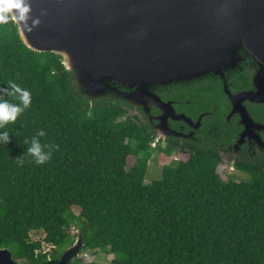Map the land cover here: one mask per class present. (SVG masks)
I'll return each instance as SVG.
<instances>
[{
    "label": "trees",
    "instance_id": "16d2710c",
    "mask_svg": "<svg viewBox=\"0 0 264 264\" xmlns=\"http://www.w3.org/2000/svg\"><path fill=\"white\" fill-rule=\"evenodd\" d=\"M9 81L32 95L0 128L10 132L0 143V247L20 263L56 264L81 235L80 255L66 264H264L263 168L222 177L200 151L165 162L174 146H152L127 101L83 96L62 57L27 46L11 19L0 23V87ZM38 129L43 144L59 145L40 164L27 152ZM154 151L165 163L147 180ZM93 250L113 257L83 255Z\"/></svg>",
    "mask_w": 264,
    "mask_h": 264
},
{
    "label": "water",
    "instance_id": "95a60500",
    "mask_svg": "<svg viewBox=\"0 0 264 264\" xmlns=\"http://www.w3.org/2000/svg\"><path fill=\"white\" fill-rule=\"evenodd\" d=\"M37 51L59 54L83 96L146 99L152 85L219 71L239 56L258 63L257 89L242 98L264 102V0H30ZM29 23L31 21L29 20ZM237 94L231 95L236 104ZM78 235L56 264L80 255ZM0 264H22L0 247Z\"/></svg>",
    "mask_w": 264,
    "mask_h": 264
},
{
    "label": "flooded vegetation",
    "instance_id": "af4514ba",
    "mask_svg": "<svg viewBox=\"0 0 264 264\" xmlns=\"http://www.w3.org/2000/svg\"><path fill=\"white\" fill-rule=\"evenodd\" d=\"M239 56L219 71L152 85L146 99L126 103V114L145 126L153 141L173 145L170 154L200 151L218 160L217 169H264V102L241 97L257 89L259 65L244 51Z\"/></svg>",
    "mask_w": 264,
    "mask_h": 264
},
{
    "label": "clouds",
    "instance_id": "9594fccd",
    "mask_svg": "<svg viewBox=\"0 0 264 264\" xmlns=\"http://www.w3.org/2000/svg\"><path fill=\"white\" fill-rule=\"evenodd\" d=\"M10 19L20 25L23 30H30L38 23V18L31 16L30 0H0V23H6ZM5 95H12L20 102L14 103L5 99ZM31 100V91L14 81H9L7 87H0V128H3V125L9 121H15L30 106ZM9 133L7 129L0 130V143H6L10 139ZM44 135V129H38L37 133L31 137L27 147V152L38 164L47 161L52 155V150L59 147L56 144H43L39 137ZM25 140L27 143V138ZM17 163L22 164L23 161L18 160Z\"/></svg>",
    "mask_w": 264,
    "mask_h": 264
},
{
    "label": "rangeland",
    "instance_id": "374dc122",
    "mask_svg": "<svg viewBox=\"0 0 264 264\" xmlns=\"http://www.w3.org/2000/svg\"><path fill=\"white\" fill-rule=\"evenodd\" d=\"M157 144L156 141L152 142V146H155ZM180 158H185V155L181 152H173L172 154H170V156L166 159L165 162H171L172 164H174L178 159ZM133 160L132 157H129L128 162L131 163ZM164 161L161 160L160 154L158 153V151H154L152 154V157L150 158V160L148 161V165H149V169H148V174H147V180H151L155 177H158L160 175L161 172V167L162 165L165 163ZM217 171L221 174L222 177H227L230 176L231 174L235 175L236 178H241L244 177V175H246L245 173L239 172V171H235L232 170L230 168V166H227L225 169H217ZM233 171V172H232ZM75 228H72V232H75ZM31 236L33 238H42L43 236V232H33L31 234ZM50 245L48 244H43V250L44 251H49L50 249ZM83 255L87 258V259H93L96 261H108L113 257L112 253H105L102 252L100 250H93V251H85L83 253Z\"/></svg>",
    "mask_w": 264,
    "mask_h": 264
}]
</instances>
